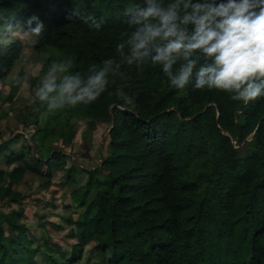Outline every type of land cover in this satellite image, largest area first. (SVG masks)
Wrapping results in <instances>:
<instances>
[{"label":"trees","instance_id":"obj_1","mask_svg":"<svg viewBox=\"0 0 264 264\" xmlns=\"http://www.w3.org/2000/svg\"><path fill=\"white\" fill-rule=\"evenodd\" d=\"M16 30L45 61L20 116L35 147L18 133L21 150H0V264H83L92 239L105 264H264V0H0V80ZM82 119L107 124L105 153L65 167ZM56 168L75 241L33 234L14 207L26 176Z\"/></svg>","mask_w":264,"mask_h":264},{"label":"rangeland","instance_id":"obj_2","mask_svg":"<svg viewBox=\"0 0 264 264\" xmlns=\"http://www.w3.org/2000/svg\"><path fill=\"white\" fill-rule=\"evenodd\" d=\"M14 34L19 37L23 42V50L21 58L14 64L7 77L0 80V88L4 92H8L12 84H19L18 92L14 100L8 102L0 100V111H7L5 117L0 120V129L2 132V139L12 136L15 132L22 133L24 138L29 141L31 147H35V143L31 140L30 135L33 134L32 125H22L20 116H25L32 101L37 94L35 86L25 80L28 74H37L45 61V54L35 51L33 39L23 34L21 31L16 30ZM1 37V35H0ZM52 77L55 78L60 72L52 70ZM49 76H44L43 80H49ZM43 118V115H41ZM78 131L90 129V136L84 140L81 136L77 137L73 144L67 145L65 150L70 153L66 159L65 167L70 166L71 159H75L78 165L84 167H94L101 162L105 147L103 142L107 133V124L98 122L95 126L91 127L85 120H79L77 123ZM78 132V133H79ZM17 133V134H18ZM16 134V135H17ZM15 135V137H16ZM14 137V138H15ZM12 139L8 145L3 149V154L11 149L21 150L25 139L18 137L16 140ZM0 140V141H1ZM104 147V148H103ZM0 153V167L8 168L9 166L4 162V156ZM85 174L82 172L78 175V181H84ZM25 193V198L17 203L14 207L21 211L20 220L29 223L31 231L35 235H40L43 238L58 237L62 239L75 241L74 236H66L73 228L72 221L66 220V217L71 215L74 219L77 217V212L71 211L67 205L69 203L68 191L73 188L72 184L66 183V175L64 168H56L51 177L40 175L38 173L26 176V180L18 186ZM0 210H11L5 204V199H0ZM44 221H53L55 225L47 223L46 226L42 225ZM56 223L62 224V228H58ZM54 227L52 230L48 226ZM95 240H90L84 246L83 264H105V259L109 253L94 250ZM59 253V251H58ZM62 254V251L60 252ZM60 255V254H59Z\"/></svg>","mask_w":264,"mask_h":264},{"label":"water","instance_id":"obj_3","mask_svg":"<svg viewBox=\"0 0 264 264\" xmlns=\"http://www.w3.org/2000/svg\"><path fill=\"white\" fill-rule=\"evenodd\" d=\"M204 110V109H203ZM19 132V131H18ZM18 132H15L12 136L6 138V139H3L0 141V150L3 149L6 145H8V143H10L12 141V139L15 137V135L18 133Z\"/></svg>","mask_w":264,"mask_h":264}]
</instances>
